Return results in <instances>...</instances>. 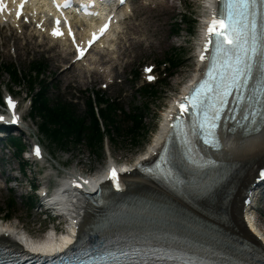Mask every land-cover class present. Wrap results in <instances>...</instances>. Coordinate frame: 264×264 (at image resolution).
<instances>
[{"label":"rangeland","instance_id":"374dc122","mask_svg":"<svg viewBox=\"0 0 264 264\" xmlns=\"http://www.w3.org/2000/svg\"><path fill=\"white\" fill-rule=\"evenodd\" d=\"M202 1L127 0L126 5L117 11L119 22L115 34L111 37L112 42L103 45L108 48V52L104 49L92 52L86 66L79 64L66 70L65 68L69 66V54L61 59L58 47L51 45L44 38L37 37L31 29L0 28V65L12 64L22 73L33 60L45 62L44 79L49 84L47 88L49 97L58 95L67 102L73 101L80 113L84 108V97L95 91L104 93L108 99L118 101L124 112L129 111L132 105L140 103L136 90L138 86L145 85L142 67L148 65L154 67L152 74L158 79L154 83L156 84L165 80L163 74H160L163 65L159 64L166 62L165 54L176 48L182 55L180 67L170 68L168 71L166 84L159 89V99L148 106L142 121L146 130L144 137H139L135 145L131 144L129 138H116L114 142L105 138L101 143L99 155L90 153L84 144L71 145L65 150L47 145L39 131L33 128L34 126L37 128L38 118H33L31 122L28 119L27 99L31 96L28 94L27 86L24 83L20 86L10 84L5 75L0 78V94L7 91L11 97L16 98L24 119L22 126L24 134L20 141L25 144L27 140L32 142L37 140L44 152V159L40 163L43 167L41 171L38 166L26 164V168L21 172L12 149L3 141L0 142V219L9 214L6 218L8 224L23 229L33 238H40L43 230L55 228L59 222L50 218L52 212L48 213L49 215L42 213L43 209L37 208L36 201L32 208L24 203L27 198L33 201L32 192L37 190L36 187L49 184L51 173L62 169L64 172L75 170L93 175L107 159L116 163H129L145 150L160 126L161 114L168 105V100L191 78L194 68L193 49L198 32L197 19L202 14ZM179 14H186L192 23L188 32L181 24L179 34L175 35L171 29L174 23L178 22ZM67 50L69 52V48ZM100 56L102 58L100 63L93 65ZM132 73L135 74L136 81L131 80ZM24 127L28 130H24ZM21 160L20 163L23 161ZM30 184L34 186L32 192L28 187ZM258 190L256 198L251 199L248 218L264 235V185H260ZM9 200L13 203L11 210L6 209Z\"/></svg>","mask_w":264,"mask_h":264},{"label":"snow or ice","instance_id":"6c2138e0","mask_svg":"<svg viewBox=\"0 0 264 264\" xmlns=\"http://www.w3.org/2000/svg\"><path fill=\"white\" fill-rule=\"evenodd\" d=\"M25 2L26 0H22L20 4V10L16 13L17 19L22 15ZM124 3L125 0H120L121 5ZM219 5L218 10L212 11L204 32L205 42L198 58L205 66L200 79L193 82L187 95L175 101L176 111L168 116L171 122L168 125L171 129L168 138L179 137L183 142V151L180 155L190 160L200 155V150L196 147L198 140L208 147L215 149L221 147L218 129L222 119L225 126L228 120L236 121L237 126L255 124L257 118L264 124V0H219ZM56 6L58 9L70 8L72 0H64L62 5ZM81 7L87 9L88 5ZM4 8L3 0H0V12ZM257 17L260 21L259 31ZM60 23V19L57 18L56 27L52 30L54 37L63 36ZM108 27L109 24L106 23L100 28L99 35L92 34L88 41L89 48ZM68 34L73 37L75 44L70 25ZM86 51V48L77 45V59L83 58ZM254 68L257 69L255 74ZM145 72L151 73L152 69L146 68ZM147 79L152 81L155 77L148 75ZM229 97H232L233 107L229 109V115L225 116ZM7 106L11 111L10 122L17 124L19 117L15 112L16 105L10 97L7 99ZM238 109L243 112L240 120H236ZM0 121H4V117H0ZM162 151L166 153L162 157L164 163H171L174 157L168 148V140H165ZM33 153L38 158L41 156L38 145L34 147ZM160 167V164L155 165L156 172L160 171ZM147 171L151 172L152 169ZM261 175L264 176V173ZM106 178L115 188L121 187L119 171L114 165L108 168ZM71 183L77 188H82L90 182L76 177Z\"/></svg>","mask_w":264,"mask_h":264},{"label":"bare ground","instance_id":"6f19581e","mask_svg":"<svg viewBox=\"0 0 264 264\" xmlns=\"http://www.w3.org/2000/svg\"><path fill=\"white\" fill-rule=\"evenodd\" d=\"M202 2L205 14L209 13L211 1L203 0ZM10 23L14 27L17 26L14 22ZM93 23L94 20L88 21L87 27L94 25ZM81 32L85 39L87 30L82 29ZM64 46V44H61L62 50L59 53L61 59L67 56V48ZM105 52L108 51L105 50ZM101 59L100 56L99 60L94 61L93 64L100 63ZM194 72L193 69L191 75ZM163 119L164 116L151 143L137 156L138 158L149 156L165 138L167 128L162 124ZM221 144L219 152L216 153L218 156L217 161L227 171L235 172L233 192L221 197L215 194L210 197V199L215 197L210 203L202 200L204 214L200 210L188 206L179 197H174L168 192L162 191L157 185L143 178L129 175V177H124L123 181L128 184L129 192H133L138 204H136L137 208L132 213L126 212L125 215L141 212L142 220L150 219V227L155 226L165 231L181 232L182 235L194 237L218 252H226V255L235 262L240 261L242 258L245 259L244 255L249 249L257 255L262 256L263 254L264 256V235L249 221L248 211L250 205L243 206L244 197L251 201V199L256 198L255 195L260 190H258L259 184L251 188L249 185L254 178V166L258 164L264 153V126L258 133L242 138L238 135L225 136ZM131 166L133 165L131 164ZM129 167L122 166L123 169ZM239 170L241 171L239 172ZM237 173L239 174L237 175ZM51 196L50 202H48L50 207L52 204L56 212L60 216L62 215L71 220L73 225L77 223L78 229L85 227L88 225V221L94 219L87 204L84 205L83 202L65 199L56 191ZM70 231V233L73 232ZM2 232L6 233L7 236L1 237L0 241L9 245H14L18 242V239L20 240V233L27 235L23 229L16 228L7 222ZM27 236L31 237L30 235ZM70 237L71 234L66 236L65 240L70 241Z\"/></svg>","mask_w":264,"mask_h":264},{"label":"trees","instance_id":"16d2710c","mask_svg":"<svg viewBox=\"0 0 264 264\" xmlns=\"http://www.w3.org/2000/svg\"><path fill=\"white\" fill-rule=\"evenodd\" d=\"M171 32L179 34L180 25L183 24L187 32L191 28L192 20L186 14H179ZM166 62L172 69L180 67L182 55L179 50L172 48L165 54ZM6 76L13 85L27 86L31 96V110L29 117L38 118L37 130L46 144L53 145L56 149H66L69 146L84 144L90 153L99 155L102 141L107 138L114 142L116 138L130 139L132 145L137 144L139 137L145 135L143 119L148 111L149 104L159 99V89L166 84L160 81L154 86L140 87L136 94L140 103L132 105L129 111L124 112L118 101L109 100L104 93L93 92V95L83 99V110H78L77 105L67 102L58 95L50 98L48 95V82L44 79L45 62L33 60L28 64L25 72L20 73L12 64L0 65V78ZM12 148V154L20 166L21 172L26 164L20 163L19 152L23 148L16 140H7ZM31 199L27 198L25 205L31 206ZM6 209H12L13 203L9 200ZM5 214L4 218H8Z\"/></svg>","mask_w":264,"mask_h":264}]
</instances>
